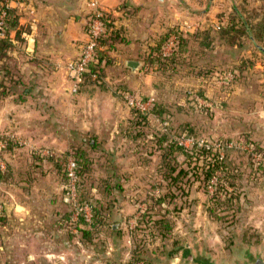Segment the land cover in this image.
I'll return each mask as SVG.
<instances>
[{
	"label": "rangeland",
	"instance_id": "rangeland-1",
	"mask_svg": "<svg viewBox=\"0 0 264 264\" xmlns=\"http://www.w3.org/2000/svg\"><path fill=\"white\" fill-rule=\"evenodd\" d=\"M162 2L156 1L153 10L168 24L161 28L158 20L160 31L179 25L182 19L178 6L167 15ZM189 5L187 17L192 23L179 27L190 40L178 65L158 71L142 62V68L128 76L113 64L102 81L85 88L88 102L77 106L84 111L75 115L83 114L84 123L91 127L97 117L112 110L109 120L103 117L104 123L119 130L78 137H85L88 146L93 141L101 145L96 150L87 148L94 159L90 176L77 174L74 180L69 176L70 161L75 159L65 146L67 135L25 131L32 121L40 128L56 121L30 115L46 110L42 103L15 101L12 92L0 95V167L10 166L13 173L0 182V264H19L18 245L13 247L4 238L18 234L21 223H60L67 213L76 219L81 211L90 217L88 202L102 206L107 199L142 210L153 206L155 219L165 217L172 226L163 241L153 243V249L181 247L183 264H252V259H264V0H202L198 10ZM176 40L172 35L164 52L178 48ZM129 95L151 98L156 106L151 105L145 118L137 117ZM38 136L44 144H34ZM8 140L14 144L12 150L2 153ZM104 141H110L114 150L104 149ZM160 142L166 146L176 142L190 152L187 159L183 151L175 154L183 162L178 169L186 172L176 183L158 170L163 156ZM112 159L122 176L121 198H116L115 189L106 193ZM158 195L166 197L160 204ZM80 203L85 205L78 209ZM140 213L128 215L130 224ZM105 245L124 254L129 249L125 242L115 247L112 239Z\"/></svg>",
	"mask_w": 264,
	"mask_h": 264
},
{
	"label": "crops",
	"instance_id": "crops-1",
	"mask_svg": "<svg viewBox=\"0 0 264 264\" xmlns=\"http://www.w3.org/2000/svg\"><path fill=\"white\" fill-rule=\"evenodd\" d=\"M156 1L161 2L162 0L12 1L11 8L14 10L17 23L9 28L6 35L11 46L4 49L0 58V64L2 62L1 66H3L0 77L4 83L11 86L15 84V80L18 81L16 86L13 85L11 94L13 100L23 102L25 99H34L42 103L43 108H47L41 112L36 110L30 115L37 117L39 114L41 117L50 116L56 119V121L51 120L52 124L41 126L42 128L38 127L34 121L30 122L31 125L25 126V131L28 134L34 135L40 131L65 134L67 135L65 146L70 149L76 144L74 142L77 139L80 140L78 144L86 145L85 137L78 138L83 134L107 131L114 133L116 127L106 125L103 119L106 117L109 120L112 110L109 111V115L105 113L102 117H97V122L91 127L84 123L85 118L81 117L83 114L79 117L75 115V111L83 113L84 110L77 109V106L81 107L87 103L85 95L89 97V94H87L86 87L81 90L76 89L75 80L67 72V65L80 55L83 44L90 39L89 21L95 10L93 3H96L101 10L112 13L117 28L128 39L127 44L119 43L118 49L113 52V55L119 59L115 64L116 68L121 72L124 71L125 74L128 72V76L137 73L139 68L133 70L127 65V61L144 62L140 60V55L146 51L148 41H154L155 37L168 30L167 27L166 30L160 31L165 26L163 24L166 26L168 24L160 15L158 17L153 13ZM201 3L202 0H163L160 4L167 15H170L172 6H178L180 9L178 18H182L181 23L170 26L174 28L183 27V23L186 22L192 23L190 17H187V6L194 4L195 8H200ZM197 8L196 10H198ZM194 13L197 12L194 11ZM198 15L194 14V17ZM158 20L162 22L161 28L156 24ZM172 20H174L173 17ZM182 27L181 29H183ZM206 37H208L207 34ZM136 41L138 47L134 48ZM128 76L126 75L127 78ZM26 86L31 88L27 89ZM108 98L110 102L114 100L112 96ZM119 102L121 103V101ZM44 103H49V106ZM123 116L122 118H124ZM64 117L65 124L58 123V120ZM126 117H129L128 113ZM75 119H79L77 123H75ZM115 132H119L118 128ZM38 137L34 144H44V140L40 136ZM103 143L104 149L114 150V145H111L110 141ZM99 146L101 147V145ZM117 197H123L122 193H118ZM58 210L55 212L56 214H58ZM138 210L143 212L137 206L131 204L128 207L118 202L110 212L114 217L112 231L105 232L106 229L109 230V227H101L93 242L86 240L77 227L55 221L24 222L23 225L21 223L17 227L18 234H14L12 237L8 234V239L6 237L4 240H9V244L13 247L18 245L19 257H22L19 259V264H126L132 258L133 249L136 247L131 230L145 226L140 222L141 213L133 223L129 222V216L133 217L139 212ZM60 212L59 215H61ZM31 229L34 232H30ZM5 234L7 233L3 232V235ZM111 239L115 242V247L123 245V242L129 245L128 252L124 254L123 251L111 246L107 250L105 244H109ZM98 242L103 245L102 248L97 246ZM149 247L147 256L158 260L159 264H183L181 256L184 255L183 252L180 253L181 250L172 262L170 254L163 253V250L156 251L153 249V243L149 244ZM10 252L12 251L10 250ZM164 255L166 260L163 259ZM194 263L196 264V262ZM139 264H143V261H140Z\"/></svg>",
	"mask_w": 264,
	"mask_h": 264
},
{
	"label": "trees",
	"instance_id": "trees-1",
	"mask_svg": "<svg viewBox=\"0 0 264 264\" xmlns=\"http://www.w3.org/2000/svg\"><path fill=\"white\" fill-rule=\"evenodd\" d=\"M3 1V0H0ZM8 18H7V27L5 30V34L0 37V58L2 57V53L5 48L10 47V42L8 40L7 32H9V28L15 26L17 23L16 16L14 14V10L12 8L7 9ZM102 16L101 21L103 25V32L99 36L97 42L98 45L95 49V56L92 61L88 64V70L84 73L82 81L78 85V89L81 90L82 88L87 87V85L93 83H97L103 80V78L106 76V68L110 67V65H115L119 59L117 57H114L113 52L118 49V44L123 43L127 44L128 39L124 36L122 31L117 28L115 24V20L113 18V15L111 12H107L102 10ZM89 28H90V21H89ZM175 35L177 37V47L176 49H173L171 53L167 54L164 52L166 43L170 40L171 36ZM193 35V34H192ZM195 37V35H193ZM190 40V37L188 35L186 36L183 29H180L179 26L174 28H168L167 31L162 32L157 37L154 38V41L150 42L148 41L147 49L146 51L140 55V60L145 62L146 67H153L154 70L163 71L169 69V67L173 64L175 67L178 65L177 63L181 62V58L184 52H187L188 50V42ZM253 63V62H251ZM2 64V62H1ZM0 64V73L3 71ZM253 65V64H252ZM249 67V66H248ZM18 81L15 80V84L17 85ZM13 85H8L3 82L2 77H0V95L5 96L6 94H10L13 89ZM124 95V94H123ZM142 100L146 101L148 98H142ZM154 106H156L155 100H154ZM152 104V105H153ZM135 112V115L137 117L145 118L147 114L150 113V110L143 111L141 109H137L135 107L132 108ZM164 140H167L168 137H163ZM84 142V141H83ZM85 144H75L70 148L69 155L71 157H74L76 164H77V172L78 175H83V177L90 176V172L93 171V164L94 159L91 157V155L88 152L87 148L96 150L99 148V144L97 142L93 141L89 146L87 145V140H85ZM159 147L163 150V156H162V162L160 165V168L158 169L160 174L168 180L171 184L176 183L179 181V176L183 173H186L184 169H178V167H181L183 162H179L177 160V154L180 151H183L186 159L190 157V152L185 147H180L178 144L170 143L169 145H165V143L160 142ZM13 142L8 140L5 147L2 148V153L5 150H12ZM84 145V146H83ZM1 153V154H2ZM40 155H35L36 157H39ZM40 160H42V157H39ZM114 159H112V165L110 166V175H108V178L106 181V193H111L112 189H115L116 193L119 192L121 194L122 188L119 185V182L121 180V175L117 173V169L115 167ZM8 169H1L0 167V182L5 181L6 178L13 175L11 169L12 167L8 166ZM179 170V175H175V172ZM213 171V170H211ZM211 171L207 174V179L211 177ZM183 172V173H182ZM232 175V173L230 172ZM115 182V185L111 186L109 183ZM153 192V191H151ZM169 197L171 195H168ZM167 196V198H168ZM117 198V195H116ZM156 198V197H154ZM166 197L162 195H158L156 198V203L160 204L163 202V200ZM108 200V201H107ZM105 204L102 206L95 205V203L88 202V205L91 208V214L90 217L87 216L86 213L83 211L79 212V216L75 219V216H73L72 212L67 213L64 218V223H67V225L71 227H77L79 231L82 233L83 237L88 240L89 242H93L94 238L97 236V234L100 232L101 227H109V230H105V232L112 231V223L114 222L113 215L110 213L114 207L117 205L118 200H110L107 199ZM97 203L99 201L95 200ZM215 201V200H214ZM80 207L78 209L82 208L81 206H84L85 204L80 203ZM153 206L145 208L142 212V219L140 220L141 224L145 225L142 227H136L135 229H132V235L134 240L136 241V247L133 249L132 252V258L130 261L126 264H139L140 261H143V264H159L158 260L154 258H150L148 254L149 250V244L156 242L157 240L163 241L164 237H167L168 232L171 227V222L164 217L161 219H155V213H153ZM77 211V207L75 209ZM210 211L212 213L215 212V209L211 208ZM78 219V221H77ZM112 221V222H111ZM149 229H152L149 231ZM141 232V233H140ZM140 233V236H139ZM151 236V237H150ZM164 246V244H163ZM181 250V247L174 246L171 250L168 251L163 249V253L170 254L171 257L178 253Z\"/></svg>",
	"mask_w": 264,
	"mask_h": 264
},
{
	"label": "built area",
	"instance_id": "built-area-1",
	"mask_svg": "<svg viewBox=\"0 0 264 264\" xmlns=\"http://www.w3.org/2000/svg\"><path fill=\"white\" fill-rule=\"evenodd\" d=\"M14 0H3L0 1V37L5 34L7 27L8 13L7 9L11 8V3ZM95 10L91 16L90 20V39L83 44L80 55L73 61H70L67 65V72L71 78L75 80L76 89H78L79 83L82 81L84 73L88 70V64L94 59L95 49L98 45V38L103 32V25L101 21L102 10L98 8L96 3H93ZM175 39V38H174ZM129 104L132 107L141 109L143 111H148L153 104V99H148L146 101L138 99L136 96L132 95L127 97ZM77 164L75 161H70L69 176L74 180L77 176L76 174Z\"/></svg>",
	"mask_w": 264,
	"mask_h": 264
},
{
	"label": "water",
	"instance_id": "water-1",
	"mask_svg": "<svg viewBox=\"0 0 264 264\" xmlns=\"http://www.w3.org/2000/svg\"><path fill=\"white\" fill-rule=\"evenodd\" d=\"M127 65L131 67L133 70H137L138 68H140V66H142V62L136 60H129L127 61ZM255 260L259 261L261 264H264L263 258L257 257L255 258Z\"/></svg>",
	"mask_w": 264,
	"mask_h": 264
},
{
	"label": "flooded vegetation",
	"instance_id": "flooded-vegetation-1",
	"mask_svg": "<svg viewBox=\"0 0 264 264\" xmlns=\"http://www.w3.org/2000/svg\"><path fill=\"white\" fill-rule=\"evenodd\" d=\"M251 262H253L252 264H261L259 261H256L255 259H252Z\"/></svg>",
	"mask_w": 264,
	"mask_h": 264
}]
</instances>
